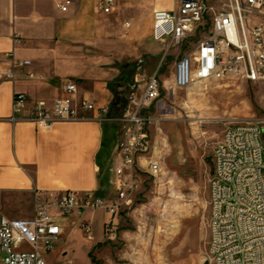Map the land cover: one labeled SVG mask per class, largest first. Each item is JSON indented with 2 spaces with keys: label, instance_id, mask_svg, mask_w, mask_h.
Here are the masks:
<instances>
[{
  "label": "crops",
  "instance_id": "0c3cea01",
  "mask_svg": "<svg viewBox=\"0 0 264 264\" xmlns=\"http://www.w3.org/2000/svg\"><path fill=\"white\" fill-rule=\"evenodd\" d=\"M179 1L119 0L106 13L99 10L98 0H71L65 11L60 6L65 0H0V211L4 215L32 217L37 191L74 189L105 196L109 184L115 194L114 153L123 129L117 118L129 107L126 84L132 78L115 62H131L151 50L147 41L153 38L154 10L175 9ZM205 1L216 9L225 2ZM120 17H126L124 22ZM13 59H28L30 64L15 66ZM68 79L77 82L78 100L87 97L105 107L106 113L90 112L86 118L59 119L49 128L39 127L29 117L32 107L38 100L52 103L67 95L63 85ZM15 93L27 97L24 113L17 119L12 109ZM110 133L116 140L105 149L103 142ZM149 157H139L136 171H146ZM108 214L98 210L67 218L56 242L63 246L46 255L47 263L73 253L76 245L70 239L80 235L87 238L81 247L91 262L95 247L103 245ZM85 220L101 234L94 236L92 229L91 237L85 235L80 228ZM135 234L129 227L121 231L128 264H142L139 255L130 254L140 248Z\"/></svg>",
  "mask_w": 264,
  "mask_h": 264
},
{
  "label": "built area",
  "instance_id": "2783aa9c",
  "mask_svg": "<svg viewBox=\"0 0 264 264\" xmlns=\"http://www.w3.org/2000/svg\"><path fill=\"white\" fill-rule=\"evenodd\" d=\"M119 0H98L99 10L112 11ZM71 0L61 9L67 10ZM255 13H264V0H225L216 9L205 0H180L175 9H155L153 38L176 45L188 39L210 21L207 37L198 41L196 52L182 56L176 63L174 83L186 88L195 81L236 76L251 81L264 80V23L253 22ZM15 66L30 60L13 59ZM32 75V73H30ZM67 95L52 103L38 100L29 113H106L95 101L77 98L78 85L68 79L63 85ZM161 79L157 72L146 81L141 95L129 99L125 113H147L160 98ZM27 97L13 96V113H24ZM122 138L114 153L112 184L114 198H103L92 191L68 189L60 192L37 191L35 212L30 218H10L0 211V264H48L73 214L104 210L113 215L132 202L138 187L135 166L140 156L151 151L149 129H121ZM210 178V215L208 249L213 264H264V129H225L213 151ZM152 155L146 172H160ZM92 235L90 221L80 225ZM108 221V234L114 233Z\"/></svg>",
  "mask_w": 264,
  "mask_h": 264
},
{
  "label": "rangeland",
  "instance_id": "374dc122",
  "mask_svg": "<svg viewBox=\"0 0 264 264\" xmlns=\"http://www.w3.org/2000/svg\"><path fill=\"white\" fill-rule=\"evenodd\" d=\"M125 18L120 20L124 22ZM250 18L264 23V13ZM210 29L207 21L176 45L151 38L147 41L151 50L131 62H115L132 74L126 84L130 92L127 102L131 94H142L151 74L157 72L160 76V98L146 113L151 117L147 125L151 152L146 156L152 155L159 161L160 172L152 176L141 169L136 171L140 173L139 185L132 202L121 206L117 213L108 214L103 245L95 247L92 253L96 261L90 262L81 247L87 238L80 235L70 239V244L76 245L75 251L54 264H128L122 254L125 245L121 236L126 227L136 233L140 242V248L131 249L130 254L139 255L142 264H213L208 242L214 147L228 127L264 118V80L229 76L176 87L177 61L196 52L198 41L207 37ZM106 189L107 195L99 197L114 198L109 184ZM111 220L117 222L110 235L106 224ZM92 227L94 236L101 234L97 227ZM61 246L55 244V248Z\"/></svg>",
  "mask_w": 264,
  "mask_h": 264
},
{
  "label": "bare ground",
  "instance_id": "6f19581e",
  "mask_svg": "<svg viewBox=\"0 0 264 264\" xmlns=\"http://www.w3.org/2000/svg\"><path fill=\"white\" fill-rule=\"evenodd\" d=\"M14 114L13 119H17V115L20 113ZM89 116L91 115L87 113H31L29 117L36 121L39 127L49 128L59 119L70 120ZM119 120L124 124V129H147V125L151 123V117L146 113H125ZM227 129H264V118L239 123Z\"/></svg>",
  "mask_w": 264,
  "mask_h": 264
},
{
  "label": "trees",
  "instance_id": "16d2710c",
  "mask_svg": "<svg viewBox=\"0 0 264 264\" xmlns=\"http://www.w3.org/2000/svg\"><path fill=\"white\" fill-rule=\"evenodd\" d=\"M114 133H110V136H109V138H105V140H104V142H103V148H107L108 146H109V144L110 145H112V143H113V141L115 142V140L116 139H113L114 137ZM91 258H92V261H96V258L94 257V256H92V254H91Z\"/></svg>",
  "mask_w": 264,
  "mask_h": 264
}]
</instances>
